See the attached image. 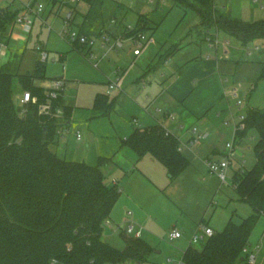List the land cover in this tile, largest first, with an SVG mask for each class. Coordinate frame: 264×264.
Segmentation results:
<instances>
[{"label":"trees","instance_id":"obj_1","mask_svg":"<svg viewBox=\"0 0 264 264\" xmlns=\"http://www.w3.org/2000/svg\"><path fill=\"white\" fill-rule=\"evenodd\" d=\"M105 0H79L88 6L79 30L88 21L101 19ZM185 8L195 7L205 25L238 38L243 44L264 38V19L246 21L222 13L214 0H174ZM53 5L59 0H52ZM17 11L0 6V42L10 41V27ZM140 15L124 36L137 35L148 26ZM103 22V21H102ZM151 28L156 29L157 26ZM102 29L98 31L101 33ZM72 49L84 46L71 43ZM177 46V45H176ZM178 47V46H177ZM175 49V48H174ZM177 49V48H176ZM22 91L29 90L37 102L27 110L15 100L14 78ZM264 77V68L260 78ZM47 61L37 59L33 70L20 72L14 61L0 66V264H126L149 262L153 247L145 239L121 232L122 249L103 239L107 221L121 193L117 185L105 180L102 165L112 161L100 157L97 164L70 160L56 150L61 120L71 119L74 106L65 103L64 93L55 99L62 106L64 118L40 112V105L50 98V88L37 84L46 80ZM117 96L98 92L93 108L103 113L115 105ZM245 127L237 129L240 138L257 133L254 144L257 160L253 167L236 170L233 184L239 199L253 207V213L237 223L232 217L222 231L215 232L198 248L190 244L183 253V264H251L244 248L250 244L259 217L264 214V107H248ZM180 139L161 124L136 127L121 140L139 157L152 154L167 168L170 181L189 165L179 150Z\"/></svg>","mask_w":264,"mask_h":264},{"label":"rangeland","instance_id":"obj_2","mask_svg":"<svg viewBox=\"0 0 264 264\" xmlns=\"http://www.w3.org/2000/svg\"><path fill=\"white\" fill-rule=\"evenodd\" d=\"M15 1L25 4L32 0ZM37 2L44 5L42 18L51 17L49 24L43 26L42 18L38 17L33 26V39L20 42L12 38L10 44L0 54V63L6 60L11 51H16L18 53H15L12 61L20 72H26L33 70L37 59L40 58L37 45L49 52L48 79L36 82L50 87L54 79L64 78L66 102L74 106L69 125L72 132L62 138L65 147L61 148L60 156L94 165L99 162L100 157L112 158V161L102 165V170L107 184L113 186L117 181L119 188L125 187L129 175L135 171V168L144 167L146 171L150 170L153 189L147 193V196L145 195V202L150 203L147 208H134L130 204L131 201L121 199V192L111 213L115 215V227L118 229L127 210L133 211L131 218L137 222L138 227L143 228L142 238L153 247L148 256L149 262L145 264H170L169 259L174 262L180 260L191 244V238L200 223H208L215 232H218L225 228L231 217L233 221L239 223L242 217L253 213L251 204L239 199L233 185V174L244 160L243 167L246 169L256 162L254 144L258 136L255 131H251V135H254L253 139L247 136L236 148V156L232 158L226 182L217 173L211 172L206 161L202 162V160H192L173 181H170L167 168L159 160L156 161L159 168L155 171L152 170V166L136 164L135 151L129 146H122L121 140L134 131L135 126L132 124L134 116L140 118V114L146 111L143 105L144 99L134 98L133 90L141 64L133 63L135 55H133L131 38L124 36L123 45L118 49H107L102 46L104 35L98 33L109 25L112 33L115 34L112 36L113 43L115 37H120L126 28L137 24L140 15H143V18L146 16L150 20H148L149 27L142 31L149 37V41L144 49L148 48L153 55L158 51L157 63H161L167 53L174 52L177 43L195 44V46L203 44L208 47L200 29L205 30L208 27L215 32V25L203 24L195 7L185 8L175 4L174 0H105L101 19L86 23L87 32L97 40L93 52L99 54L100 61L99 66H95V61L89 60L85 49H72L70 41L62 35L66 27L64 20L66 9L59 12L60 4L53 5L52 0H37ZM216 3L221 11L228 12L233 17L247 21L264 19V8L253 0H216ZM86 7V3L80 2V11L85 10ZM112 19H116L117 22L111 23ZM83 21L84 12H79L74 17L71 27L78 29ZM158 23L156 29L151 28ZM229 40L232 44L229 55L239 56L240 52L247 48L252 50L251 55L248 53L245 55V61L249 63L241 66L249 69L244 76L240 73L241 77L236 85L237 90L241 91L236 100L242 101V112L247 111L246 105L264 107V77L260 78L264 68V38L244 45L239 43L236 37ZM119 67L122 71L118 74ZM120 75L123 77L121 88L110 92L111 98L117 96L115 105L107 113L94 109L95 95L98 92H107L109 81H116ZM140 84L142 87V83ZM14 92L15 100L19 103L22 90L16 77ZM75 130L81 131V140L76 138ZM231 137L229 140L233 139ZM227 141L222 140L221 149L226 150ZM218 157H220L217 158L218 160L224 159L226 153ZM173 227H177L183 233V237L170 240L167 234ZM263 232L264 214L259 217L252 233L253 242L262 240L264 247ZM117 239L121 240L120 244L124 242L119 235ZM192 244L201 248L203 243ZM260 252L258 264H261V257L264 256V250L261 256ZM126 264L139 263L131 261Z\"/></svg>","mask_w":264,"mask_h":264},{"label":"crops","instance_id":"obj_3","mask_svg":"<svg viewBox=\"0 0 264 264\" xmlns=\"http://www.w3.org/2000/svg\"><path fill=\"white\" fill-rule=\"evenodd\" d=\"M253 2L259 3V6L264 8V0H259L258 2L253 0ZM23 5V3L15 0H0V6L7 7L18 13L23 9ZM214 5L220 12L231 15L228 12L221 11L216 0H214ZM69 8L73 10V18L79 12H84L85 14L88 10L87 6L85 10L80 11V2H76L66 6L60 5L58 11L62 12V10L66 9L67 12ZM42 12L39 15H33L34 24L38 17L42 18ZM41 20H43L41 24L44 26V24H49L51 17L42 18ZM113 20H115V22H113ZM116 22V19L111 20V23ZM200 30L208 47L203 46V44L195 46V44L185 45L183 43H177L176 45L178 47H175L174 52L167 53L161 63H157L156 55L158 51L153 55L152 51L146 48L143 49L142 53L139 55L133 53V55H135L133 63L135 62L136 64L142 65H140V72L135 79L136 84L133 85L134 98L137 100H139V98L144 99L143 105L147 112L143 111L140 114L141 119L134 116V119H137V123L133 120L132 124L135 128L147 127L155 124L163 125L169 132L175 134L180 139L184 147L182 152L189 159V164L192 160H202V162L208 159L218 160L220 158L218 156H222L226 153L225 149L223 150L220 148L222 140L226 139L227 141L231 136L233 139L236 138L234 117L242 112V108H239L237 105L238 100H236V97L241 91L237 90L236 85L238 84L239 77H241L240 73L244 76L247 69H249L246 67L241 68L242 65L249 63L245 61L248 48L240 52L239 56L229 55L230 48L232 47L229 38L234 36L229 35L217 27L215 32L211 31L208 27L205 30ZM207 30L218 40L217 44L210 45L206 35ZM105 33L109 34L111 37L115 35L112 33L109 25H106V28L101 32V34ZM9 34L10 41L7 46L10 44L12 38H16L20 40V42H23L27 40L31 41L34 37L33 29L31 32H28L19 25L11 26ZM121 36L124 37L123 33ZM238 41L243 44L239 39ZM257 47L258 46H256V48ZM222 48L224 49L223 51L221 50ZM15 53L17 54L18 52L11 51L6 60L0 63V66L6 62L12 61ZM140 83H142V87ZM64 100L65 103H67L65 94ZM246 107L248 108L249 105H246ZM157 108L161 110L157 111ZM71 120L72 118L66 121L61 120V123L69 126ZM193 126L198 127L199 132L203 133V138L197 144L189 146L187 142L192 135L191 128ZM247 136H250L252 139L254 138L251 132L248 133ZM247 136L239 141L240 145ZM62 142V138L58 137V144L56 145L58 153L62 150L61 148L65 147ZM136 155L137 156H134V158L137 157L135 160L136 164L143 163L144 166H152L153 171L158 170L159 164H157L156 161L159 159L152 154L148 153L142 157H139L137 153ZM150 174V170L146 171L144 167L143 169L142 167L135 168V171L129 175L125 187H121V199H125L128 202L131 201L130 204H132L134 208L146 209L147 205L150 203L145 202V195L147 196V193L153 189L151 187L153 182L150 180ZM118 184L119 183L116 181V185ZM129 211H131V214H129ZM133 214V211L128 209L118 229L115 227V215H111L110 219L107 221L103 239L112 246L122 249L125 246V241L120 244L121 240L117 239V235L122 237L121 232L125 224L129 220H134L131 218ZM135 223L137 222L135 221ZM201 224L203 223H200L199 227ZM263 237L264 232L262 238ZM249 245L251 250L259 245L257 250L258 259L259 252L261 251V256L264 250L262 240L253 242L251 236ZM261 264H264L263 255L261 257Z\"/></svg>","mask_w":264,"mask_h":264},{"label":"built area","instance_id":"obj_4","mask_svg":"<svg viewBox=\"0 0 264 264\" xmlns=\"http://www.w3.org/2000/svg\"><path fill=\"white\" fill-rule=\"evenodd\" d=\"M255 2H258L259 0H254ZM76 2H79V0H59L60 5H70L74 4ZM44 10V5L42 3H38L36 0L29 1L28 3H25L23 5V9L17 13L14 21L12 22V26H22L26 31L31 32L34 25V18L33 15H39ZM73 10L72 8H69L67 12L65 13L64 20H65V29L62 32V35L67 38L70 43H75L84 46V49L86 50L87 57L89 60L95 61L94 65L99 66L100 56L98 54H95L93 52V47L96 45L97 40L93 35H88L84 32H81L79 29L71 27V24L73 23ZM115 22V20H113ZM207 39L210 42V45H214L218 43V40L214 37V35L207 30ZM102 39V46L109 49H118L120 45H123V36L116 37L114 39V42L112 43V37L105 33L103 34ZM132 46H133V53L135 55H139L142 53L144 47L146 46L147 42L149 41V37L144 33L140 32L135 36L130 37ZM7 46L6 43L0 42V54L3 51V49ZM37 49L39 50V57L42 61H47L49 58V52L46 49H43L39 45H37ZM248 54H252V50L250 48L247 49ZM122 71V68H118V74ZM121 82L122 77L121 75L118 76L116 81L110 80L108 83V90L107 93H110L111 90L116 88H121ZM66 85V80L62 77L56 78L53 80L52 85L49 87L50 91V98L47 100V102L42 103L40 105V112L53 114L61 119L64 118V110L62 106L54 107L53 102L55 99L59 98L60 95L64 93ZM37 97L33 96L29 90L22 91V97L20 98L19 104L22 106L21 113L24 114L27 110V104L31 101L37 102ZM237 105L239 108H242V101L238 100ZM160 108H157V111H160ZM246 116V112H240L234 117V124H235V130L237 129H243L245 127L244 119ZM64 120V119H63ZM134 121L137 123V119L135 118ZM192 135L188 139L187 144L189 146H193L197 144L202 138L203 133H200L198 130V127L193 126L191 128ZM71 128L66 125L62 124L58 128V137L59 138H65L69 133H71ZM167 132H169L167 130ZM75 136L78 140L82 139V133L80 130H75ZM236 138L233 140H230L226 143V157L221 160H213L208 159L206 160V163L210 169L211 172L217 173L220 178L226 182L228 178V169L231 165L232 158L236 156V148L240 146L239 141L242 139L240 138L236 133ZM186 145V144H185ZM184 147L180 143L179 150L183 151ZM245 161V160H244ZM243 161V162H244ZM242 165L239 166L238 170H244L246 168ZM234 185V184H233ZM129 214H131V211H129ZM123 228V227H122ZM123 231H125L128 234L134 235L136 237L142 236V227H138L134 220H129L124 228ZM215 233V230L209 226L208 224H201L199 229L194 233V235L191 238V244L192 243H203L207 240L209 236ZM168 238L170 240H175L177 238L183 237V233L177 228L173 227L167 234ZM259 248V245L254 247V249H250V245H247L244 248V253L247 255V260L251 264H258L257 263V250ZM170 264H183V256L180 260L174 262L172 259H169Z\"/></svg>","mask_w":264,"mask_h":264}]
</instances>
